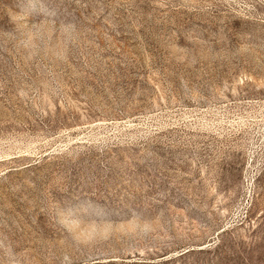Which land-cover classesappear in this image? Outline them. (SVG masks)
Segmentation results:
<instances>
[{
    "label": "rangeland",
    "instance_id": "374dc122",
    "mask_svg": "<svg viewBox=\"0 0 264 264\" xmlns=\"http://www.w3.org/2000/svg\"><path fill=\"white\" fill-rule=\"evenodd\" d=\"M0 264H264V0H0Z\"/></svg>",
    "mask_w": 264,
    "mask_h": 264
}]
</instances>
